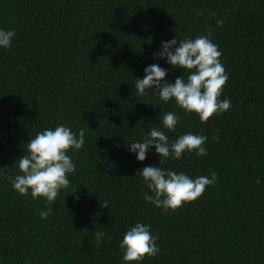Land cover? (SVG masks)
I'll use <instances>...</instances> for the list:
<instances>
[{
    "label": "trees",
    "instance_id": "1",
    "mask_svg": "<svg viewBox=\"0 0 264 264\" xmlns=\"http://www.w3.org/2000/svg\"><path fill=\"white\" fill-rule=\"evenodd\" d=\"M0 29L15 32L0 47V264H126L119 245L138 222L160 249L140 264H264V0H0ZM209 32L229 77L227 112L201 123L155 89L136 92L152 64L167 82L187 77L154 57L162 42ZM167 112L180 117L174 132L163 128ZM60 125L83 129L85 143L68 152L75 172L48 205L10 178L27 143ZM153 127L169 143L206 136L207 155L160 164L151 146L138 161L130 143ZM147 166L217 180L165 211L144 199L154 195L140 174ZM96 232L105 233L100 244Z\"/></svg>",
    "mask_w": 264,
    "mask_h": 264
},
{
    "label": "clouds",
    "instance_id": "2",
    "mask_svg": "<svg viewBox=\"0 0 264 264\" xmlns=\"http://www.w3.org/2000/svg\"><path fill=\"white\" fill-rule=\"evenodd\" d=\"M223 23L218 20L217 26H223ZM14 36V31L0 29V47L10 48ZM210 37L211 32L195 39L162 42L161 50L154 53V57L166 59L173 68L186 71L187 77H178L174 83L167 82V70L152 64L145 68L143 79L136 78V92L143 96L146 89H155L162 101L167 103L174 99L180 109L198 115L201 123H207L213 116L227 112L231 102L220 97L229 77L220 61L222 52ZM179 119L173 112L165 113L162 117L163 128L174 132ZM206 140V136L187 133L169 143L165 132L153 127L143 142L130 143V151L136 153L138 161L143 162L150 147L154 146L156 154L160 156L159 163L163 164L168 158L180 159L185 152L195 151L198 156H206ZM84 143L83 129L77 134L69 127L60 125L38 132L27 143L28 154L18 160L21 174L10 178L13 189L22 196L28 195L30 191L33 200L44 198L48 205L53 204L59 192L69 186L68 175L75 172L68 152L81 149ZM140 174L146 187L154 194L150 196L146 193L145 201L165 211H176L184 204L194 202L203 195L207 186L215 184L217 180L215 172L210 178L199 176L193 179L183 172L165 171L157 166L144 167ZM101 206L107 208L108 202L104 201ZM51 214L52 209L49 207L40 212V217L47 219ZM95 236L97 244H100L105 233L96 232ZM157 240L158 237L151 234L149 226L136 223L126 231L119 245L123 250V261L126 264H140L146 257H155L160 250Z\"/></svg>",
    "mask_w": 264,
    "mask_h": 264
}]
</instances>
